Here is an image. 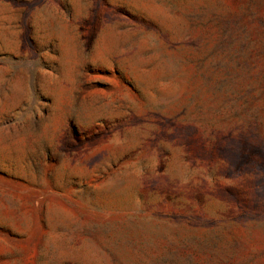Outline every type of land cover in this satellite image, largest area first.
I'll list each match as a JSON object with an SVG mask.
<instances>
[{"label":"rangeland","instance_id":"rangeland-1","mask_svg":"<svg viewBox=\"0 0 264 264\" xmlns=\"http://www.w3.org/2000/svg\"><path fill=\"white\" fill-rule=\"evenodd\" d=\"M0 264H264V0H0Z\"/></svg>","mask_w":264,"mask_h":264}]
</instances>
